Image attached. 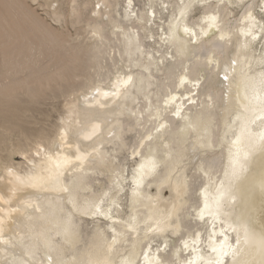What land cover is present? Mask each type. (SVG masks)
I'll return each mask as SVG.
<instances>
[{
    "label": "bare ground",
    "instance_id": "obj_1",
    "mask_svg": "<svg viewBox=\"0 0 264 264\" xmlns=\"http://www.w3.org/2000/svg\"><path fill=\"white\" fill-rule=\"evenodd\" d=\"M43 6L0 0V264H264L260 0Z\"/></svg>",
    "mask_w": 264,
    "mask_h": 264
},
{
    "label": "rangeland",
    "instance_id": "obj_2",
    "mask_svg": "<svg viewBox=\"0 0 264 264\" xmlns=\"http://www.w3.org/2000/svg\"><path fill=\"white\" fill-rule=\"evenodd\" d=\"M24 1H27L30 7L32 9L33 8L35 9L37 14L41 15L42 17H46L50 22L54 23L51 17L47 15L46 6H43L44 0H37V1L36 0H24ZM235 15H236V18H240L241 12L237 10ZM69 27H70L71 32L74 33L75 29L71 28V26ZM54 95L53 94L49 95L47 98L43 100L40 106H38L32 111L34 113V114L32 113L34 115V121H35L34 127H39L40 125H47L51 121L55 120V118L56 119L58 118V114H60L62 107L65 104L68 97L59 96V95L54 96ZM11 137L12 139H15L17 135L14 134ZM14 160L21 161L22 159H21V156L17 154V155H14ZM132 164L133 163L130 162L128 166L131 167Z\"/></svg>",
    "mask_w": 264,
    "mask_h": 264
},
{
    "label": "snow or ice",
    "instance_id": "obj_3",
    "mask_svg": "<svg viewBox=\"0 0 264 264\" xmlns=\"http://www.w3.org/2000/svg\"><path fill=\"white\" fill-rule=\"evenodd\" d=\"M132 0H129V3H131ZM197 2L200 4V6L203 9H206L207 12L209 14H206L204 16V21L208 23L209 27H215L216 22H217V16L216 15H212L210 13L215 12L216 11V7H214L213 5L215 4V0H197ZM221 3H223V0H221ZM261 3V12H264V0H260ZM218 7V6H217ZM246 20L250 21L248 30L244 32L245 36H251L252 40H256L257 36L253 35V31L256 29L257 25H259V29H260V36L262 38H264V24L260 23L259 21H256L255 17L252 15L251 11L246 13ZM193 27H195V25H193ZM185 31H188V29L186 28ZM191 34H195V33H191ZM207 33H205L206 35ZM129 80H131V77H129ZM128 81H125V83H127ZM185 247H188V244L185 243L184 245ZM160 264H165L164 261H161ZM219 264V262H218Z\"/></svg>",
    "mask_w": 264,
    "mask_h": 264
}]
</instances>
